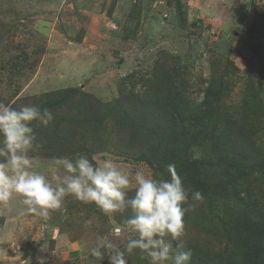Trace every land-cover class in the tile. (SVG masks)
I'll return each mask as SVG.
<instances>
[{"label":"rangeland","instance_id":"1","mask_svg":"<svg viewBox=\"0 0 264 264\" xmlns=\"http://www.w3.org/2000/svg\"><path fill=\"white\" fill-rule=\"evenodd\" d=\"M41 21L43 32L34 27ZM162 61L185 69L177 78L185 82L186 101L194 109L211 83L217 92L212 112L231 128H243L245 139L258 150L256 157L264 159V0H0V103L10 107L30 106L31 98L66 88H79L102 103L129 92L154 98L146 85ZM106 126L111 143L68 159L85 156L95 165L111 157L130 177L142 171L157 180L169 178L138 160V150L118 147L121 136L111 123ZM223 126H212L214 141L190 149L191 160L232 158L221 139ZM32 157L36 170L49 178L57 172L56 159ZM263 180L248 178L255 195L264 193ZM133 195L130 190L129 198ZM193 204L171 254L183 252L177 248L181 242L191 254L235 251L206 231L208 214ZM115 218L116 213L105 216L95 205L69 196L59 211L42 220L13 200L9 208H0V264H109V250L101 249L103 259L91 255L97 241L107 238L124 250L135 237L128 232L115 237L121 226ZM125 259L127 264H151L139 250Z\"/></svg>","mask_w":264,"mask_h":264},{"label":"trees","instance_id":"2","mask_svg":"<svg viewBox=\"0 0 264 264\" xmlns=\"http://www.w3.org/2000/svg\"><path fill=\"white\" fill-rule=\"evenodd\" d=\"M182 70V66L170 68L168 61L158 63L146 85L154 98L129 92L102 103L79 88L31 98V107L47 109L54 117L47 127L38 121L31 125L37 143L42 145L32 156L69 158L90 152L91 146L103 149L111 143L106 132V125L111 123L121 136L118 147L133 153L138 150V160L150 163L168 179L167 166L175 165L188 193L183 207H189L193 194L200 192L203 201L196 203L201 213L208 214L204 219L206 231L235 248L230 255L224 251L214 256L194 251L192 264H264V193L255 195L247 181L250 177L264 179V159L256 157L258 150L245 139L243 128H231L228 120L212 112L210 106L217 92L211 83L202 104L196 109L190 107L184 94L186 84L177 78ZM216 124L224 125L220 135L225 140L223 145L230 147L232 158L220 155L214 162L191 160V148L216 139L212 129ZM126 218L116 213L121 226ZM183 244L184 252L188 247Z\"/></svg>","mask_w":264,"mask_h":264},{"label":"clouds","instance_id":"3","mask_svg":"<svg viewBox=\"0 0 264 264\" xmlns=\"http://www.w3.org/2000/svg\"><path fill=\"white\" fill-rule=\"evenodd\" d=\"M34 27L43 32L42 21ZM53 119L47 109L41 111L30 106L17 109L0 103V208H9L12 201L18 199L28 214L48 220L70 196L85 205H95L105 216L127 212L130 214L122 227L115 228L114 235L120 238L128 232L135 237L127 240L124 250H119L107 238H100L91 250L93 257L103 259L101 249H107L109 264H127L125 254L139 250L141 259L147 258L151 264H168L169 261L187 264L191 252H177L173 256L172 241L183 237V218L195 205L183 207L188 193L175 165L167 166L170 179L157 180L142 171L130 177L111 157L98 160L95 165L85 156L74 161L57 158V172L49 178V174L36 170L30 155L42 147L31 125L38 121L47 127ZM130 190L134 191L131 198ZM193 200L202 202V194L195 192ZM177 247L183 249V242Z\"/></svg>","mask_w":264,"mask_h":264}]
</instances>
